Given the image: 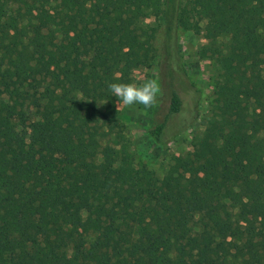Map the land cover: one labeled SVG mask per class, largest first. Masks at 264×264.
<instances>
[{
    "label": "trees",
    "instance_id": "16d2710c",
    "mask_svg": "<svg viewBox=\"0 0 264 264\" xmlns=\"http://www.w3.org/2000/svg\"><path fill=\"white\" fill-rule=\"evenodd\" d=\"M161 15L227 41L203 51L207 127L159 179L108 85L152 60ZM182 108L173 91L150 137ZM224 241L211 264H264V0H0V264H206Z\"/></svg>",
    "mask_w": 264,
    "mask_h": 264
},
{
    "label": "rangeland",
    "instance_id": "374dc122",
    "mask_svg": "<svg viewBox=\"0 0 264 264\" xmlns=\"http://www.w3.org/2000/svg\"><path fill=\"white\" fill-rule=\"evenodd\" d=\"M147 23L155 28L152 60L134 70L127 83L156 80L160 86L157 103L148 109L141 105L123 107L120 120L135 164L147 166L157 178L162 179L168 173L173 158L191 152L192 141L201 137L207 127L218 73L211 52L205 54L203 51L215 39L222 44L227 38L207 20L200 22V33L180 28L172 38L167 35L162 15ZM33 79L34 76H31L28 82H33ZM25 85L30 92H34L28 83ZM173 91L182 98V112L171 116L165 140L159 144L150 137L149 130L162 123L168 115ZM32 110L33 107L29 112ZM31 236L38 237L34 231ZM228 242L207 246L206 264H211L215 252L228 249Z\"/></svg>",
    "mask_w": 264,
    "mask_h": 264
},
{
    "label": "clouds",
    "instance_id": "9594fccd",
    "mask_svg": "<svg viewBox=\"0 0 264 264\" xmlns=\"http://www.w3.org/2000/svg\"><path fill=\"white\" fill-rule=\"evenodd\" d=\"M113 97H116V109L123 107L143 106L151 108L157 103L160 86L156 80H146L142 83H110L108 85Z\"/></svg>",
    "mask_w": 264,
    "mask_h": 264
}]
</instances>
